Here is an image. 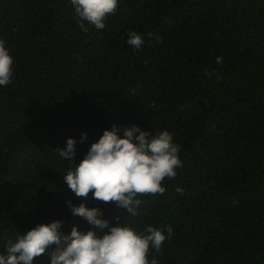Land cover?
Returning a JSON list of instances; mask_svg holds the SVG:
<instances>
[{"label": "trees", "instance_id": "trees-1", "mask_svg": "<svg viewBox=\"0 0 264 264\" xmlns=\"http://www.w3.org/2000/svg\"><path fill=\"white\" fill-rule=\"evenodd\" d=\"M85 23L69 0H0L14 58L0 88V252L38 223L88 230L66 206L84 198L56 150L75 138L82 159L104 129L135 124L172 133L183 167L165 193L140 196L136 217L91 192L87 206L138 231L171 227L148 253L158 264H264V0H120L105 29Z\"/></svg>", "mask_w": 264, "mask_h": 264}, {"label": "clouds", "instance_id": "clouds-1", "mask_svg": "<svg viewBox=\"0 0 264 264\" xmlns=\"http://www.w3.org/2000/svg\"><path fill=\"white\" fill-rule=\"evenodd\" d=\"M78 17V26L87 32V25L97 30L105 29L106 18L117 11L120 0H69ZM148 35H151L150 33ZM156 39L163 43L162 37ZM126 43L139 51L145 43L142 34L130 30ZM216 63H223L217 56ZM14 58L3 39H0V88H6L13 79ZM211 75V73L209 74ZM121 129L113 124L92 142L82 159H77L75 138L66 139V147L56 150L60 158L71 166L63 179L78 198L79 204L66 201L72 216L83 218L91 226L84 231L73 225L64 231V221L53 220L38 223L24 234L10 238L0 252V264H33L34 259L48 254V264H158L155 258L148 259L150 249L159 252L172 228L146 226L138 231L129 223L104 217L99 207L87 206V199L113 202L117 210L129 217H136L143 206V194H163L165 178L174 179L176 169L183 167L179 157V144L174 142L168 130L153 132L142 130L138 125ZM88 138L82 133L79 142ZM177 192L183 194L178 187ZM118 212V211H117Z\"/></svg>", "mask_w": 264, "mask_h": 264}]
</instances>
